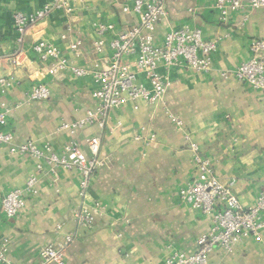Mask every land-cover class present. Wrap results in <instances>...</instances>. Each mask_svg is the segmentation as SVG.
<instances>
[{
	"label": "crops",
	"instance_id": "1",
	"mask_svg": "<svg viewBox=\"0 0 264 264\" xmlns=\"http://www.w3.org/2000/svg\"><path fill=\"white\" fill-rule=\"evenodd\" d=\"M133 1L76 0L73 15L52 12L20 37L14 15H32L50 0H0V77L12 83L10 92L0 95V104L12 109L4 130L13 133L17 145L31 139L56 152L74 142L89 158L87 140L101 136L98 157L104 164L85 198L80 196L77 172H51L46 166L38 174V194L27 197L19 215L8 219L2 199L25 187L37 174V164L27 156L12 155L10 146L0 144V245L7 242L14 264H40V250L62 243L68 235L75 240L66 252V264H165L174 251L195 253L211 222L179 199L180 190L198 176L187 134L201 156L211 161L216 177L233 183L243 207L253 205L264 190V92L238 82L234 75L249 58L252 40L264 39V10L235 13L228 24H221L214 0L169 3V17L160 25L159 37L185 25L201 28L207 39L227 36L218 45L210 73L186 67L169 74L163 71L172 85L162 102L138 103V109L129 103L112 110L104 127L90 126L75 135L58 131L96 107L92 97L96 85L92 77L76 78L70 72L48 75V65L32 52L33 44L45 40L57 46L80 68L102 66L94 50L93 25L107 22L119 32L129 30L138 18L124 14L122 7ZM76 41L82 42L80 58L70 50ZM40 83L49 86L51 98L29 102L31 87ZM166 112L176 115L183 129ZM152 135L156 141L147 146ZM95 204L105 210L97 211L90 227L80 226L74 213ZM262 239L256 243L245 238L232 252L216 248L210 264H264V232Z\"/></svg>",
	"mask_w": 264,
	"mask_h": 264
},
{
	"label": "built area",
	"instance_id": "2",
	"mask_svg": "<svg viewBox=\"0 0 264 264\" xmlns=\"http://www.w3.org/2000/svg\"><path fill=\"white\" fill-rule=\"evenodd\" d=\"M75 1L50 0L48 5L32 15L16 13L13 17L16 31L20 37L24 36L31 26L52 12L62 11L66 15H73L76 11ZM175 1L178 0H134L131 5H124V14L138 18V23L125 32H119L112 23H95L94 50L103 60V65H96L93 69L73 65L57 46L45 40L33 44L32 52L41 63L48 65V75L70 72L76 78L92 77L96 85L92 94L96 107L88 110L83 119L62 124L58 131L75 135L90 126L104 127V121L112 110L129 103L154 105L162 102L172 85L168 74L176 67H186L198 74L210 73L218 45L227 36L207 39L201 28L185 25L159 37L158 29L169 17L167 6ZM214 9L220 23L228 24L235 13L264 10V0H214ZM81 48V41L70 46L77 58L83 55ZM234 75L238 82L264 92V39L252 40L249 58L236 68ZM222 76L227 77L228 73H222ZM11 88L9 78L0 77V95L6 96ZM51 96L47 84H35L28 93V101H47ZM135 109H138L137 105ZM11 111L6 103L0 104V144L10 146L12 155L33 159L37 164V174L29 177L25 187L10 191L2 199L1 209L6 218L17 217L24 209L27 197L38 194V174L46 166L51 172L58 169L77 172L81 179L80 196L85 198L96 172L104 165L98 157L101 136L87 140L91 158L74 142L65 145L61 152H56L49 144L39 147L31 139L17 145L13 133L4 130ZM166 115L178 129H183V122L176 115L170 112H166ZM185 139L193 152L198 176L180 190L179 199L181 203L209 218L211 227L198 240L195 253L187 255L174 251L167 256L165 264H210V256L216 248L232 252L245 238L262 243L264 190L253 205L243 207L233 190V183L221 182L215 175L211 161L201 156L198 144L188 134ZM155 141L156 136L152 135L145 144L150 146ZM104 210L100 204H95L92 209L83 206L74 213V219L80 226L90 227L97 211L101 213ZM74 240V236L68 235L62 243L44 246L39 253L40 264H66L65 255ZM0 264H14L9 258L6 241L0 245Z\"/></svg>",
	"mask_w": 264,
	"mask_h": 264
}]
</instances>
